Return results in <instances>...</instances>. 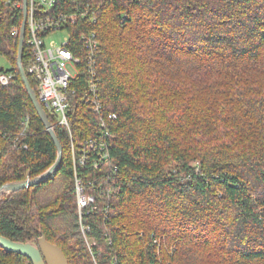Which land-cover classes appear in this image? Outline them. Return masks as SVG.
<instances>
[{"label":"trees","instance_id":"1","mask_svg":"<svg viewBox=\"0 0 264 264\" xmlns=\"http://www.w3.org/2000/svg\"><path fill=\"white\" fill-rule=\"evenodd\" d=\"M78 1L96 13L82 30L100 41V95L118 116L113 167L103 166L109 197L94 192L109 198V213L87 216L83 234L72 143L56 126L59 168L0 196V234L35 244L44 234L70 264H264V0ZM5 2L0 75L12 78L0 80V187L58 158L19 69L20 17ZM82 30L73 33L79 53ZM23 63L28 73V46ZM78 106L76 145L99 130L92 109ZM84 173L104 174L93 161ZM0 264L33 262L0 246Z\"/></svg>","mask_w":264,"mask_h":264},{"label":"built area","instance_id":"2","mask_svg":"<svg viewBox=\"0 0 264 264\" xmlns=\"http://www.w3.org/2000/svg\"><path fill=\"white\" fill-rule=\"evenodd\" d=\"M5 4L20 17L12 29V34L20 38L25 0H6ZM96 17L90 6L85 7L78 0H27L25 48L28 46L30 54L28 73L37 81L38 98L47 114L53 116L55 124L52 125L69 132L77 208L86 237L90 227L84 223L85 218L100 211L108 215L110 210L109 198H98L94 192L106 193L109 197L110 190L104 188L110 177L103 166L113 167L110 149L114 135L109 129V121L118 117L116 113L106 112L100 95L101 77L97 68L100 41L94 31L82 30L96 22ZM78 29L82 30L79 39L83 42L80 53L73 46V33ZM59 31L69 32L61 44L50 39ZM11 78L7 74L0 75L5 85ZM80 104L87 105L95 113L99 130L80 139L76 145L73 122ZM26 120L29 122V117ZM91 161L94 169L104 173L103 176L85 175ZM114 170L118 169L115 167Z\"/></svg>","mask_w":264,"mask_h":264},{"label":"water","instance_id":"3","mask_svg":"<svg viewBox=\"0 0 264 264\" xmlns=\"http://www.w3.org/2000/svg\"><path fill=\"white\" fill-rule=\"evenodd\" d=\"M26 23L27 0H25L24 20L19 38L18 65L31 101L34 105V108L37 111V114L39 115L40 119L44 123L54 143L56 144L58 158L56 162L47 171L37 177L29 178L24 181L10 182L4 184L0 187V196L8 193L11 194L21 189H27L40 183H43L56 172L63 159V145L60 139L58 138L56 130L53 127L51 121L49 120V116L46 110L43 108L35 89L32 87L28 73L24 67L23 59L25 50ZM0 70H2V68ZM0 246L10 252L18 253L28 257L29 259H31L33 264H70L62 248L50 242L44 234L39 239V244H35L32 242L13 241L10 238L0 234Z\"/></svg>","mask_w":264,"mask_h":264},{"label":"rangeland","instance_id":"4","mask_svg":"<svg viewBox=\"0 0 264 264\" xmlns=\"http://www.w3.org/2000/svg\"><path fill=\"white\" fill-rule=\"evenodd\" d=\"M22 24H23V21H22ZM68 35H69V32L68 31H59V32L53 34L50 37V39L51 40H55L59 44H61L64 41V39L66 37H68ZM0 65H4V66H7L8 67L9 63L7 62V60L4 57L0 56ZM27 179H29V178H27ZM76 205H77V196H76Z\"/></svg>","mask_w":264,"mask_h":264},{"label":"bare ground","instance_id":"5","mask_svg":"<svg viewBox=\"0 0 264 264\" xmlns=\"http://www.w3.org/2000/svg\"><path fill=\"white\" fill-rule=\"evenodd\" d=\"M54 127V126H53Z\"/></svg>","mask_w":264,"mask_h":264}]
</instances>
